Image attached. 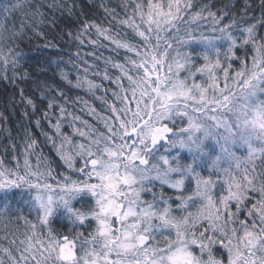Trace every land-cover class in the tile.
I'll return each mask as SVG.
<instances>
[{"label":"snow or ice","instance_id":"1","mask_svg":"<svg viewBox=\"0 0 264 264\" xmlns=\"http://www.w3.org/2000/svg\"><path fill=\"white\" fill-rule=\"evenodd\" d=\"M88 4L93 15L102 10L108 27L104 21L88 18L79 0L0 2V81L18 88L25 116L29 109L32 114L38 111V96L44 105L42 119L55 135L43 131L41 119L35 120L36 127L66 168L77 174L76 179L65 176L49 183V178L55 180L51 163L47 158L42 161L35 151L37 141L25 132L23 172L19 165L12 169L0 162V190L34 189L29 211L37 214V222L19 209L0 208L6 233L0 239L7 238L13 216L23 220L27 229L19 244L18 228L11 233L16 239H10L9 246L0 244V264H225L215 251L217 246L226 252V264H264V151L248 145L250 166L209 167L210 175L195 171L192 163L155 154L157 145L165 141L171 147L183 148L187 141L198 148L199 134L192 136L191 131L199 121L222 130L219 118L227 117L226 109L236 107L232 101L238 91L245 102L255 98L264 104L260 100L264 0H242L236 6L224 0L219 5L215 0H148L146 5L143 0H120L117 6L123 16L109 0H88ZM56 13L78 25L75 32H67L77 50L67 60L49 61L56 68L42 80L23 70L16 49L29 31L46 36L48 26L57 23ZM124 27L141 38L144 51L127 39ZM63 36L61 32L59 38ZM220 38L228 41V47L222 52L214 49L211 56L201 53L202 65L185 50L192 40L211 44ZM86 42L91 50L82 52ZM105 42L113 46L116 56L124 49L136 58L125 55L122 63L116 56H105L101 51L109 47ZM49 47L56 45H44ZM248 47L254 53L251 66L241 60L240 70L233 75L229 70L238 59L236 49L247 54ZM38 71L46 74L48 69ZM29 83L31 95L20 86ZM63 85L84 89L109 115L78 96L73 100ZM77 101L81 111L99 120L105 131L69 111V104ZM66 120L86 142L62 132ZM33 154L35 169L28 159ZM189 177L191 187L186 185ZM165 186L174 193H166ZM81 193L90 194L94 201L86 210L71 206ZM173 199L178 203L173 204ZM57 206L69 213L72 227L67 233L51 227Z\"/></svg>","mask_w":264,"mask_h":264},{"label":"trees","instance_id":"2","mask_svg":"<svg viewBox=\"0 0 264 264\" xmlns=\"http://www.w3.org/2000/svg\"><path fill=\"white\" fill-rule=\"evenodd\" d=\"M3 2V0H0ZM148 0H143V3L146 5ZM156 2V0H153ZM166 3V0H163ZM203 2V0H201ZM215 2L219 5L220 0H215ZM225 3H233L234 6L239 5L242 3V0H224ZM255 3H258L259 0H254ZM79 3L84 6V11L88 13V18L96 19L97 22L104 21V14L102 10L96 11L95 15L91 10V6L88 4V0H79ZM111 6L116 7L118 13L121 16L124 15L122 9L117 5L120 3V0H109ZM195 10V9H194ZM216 8H213L215 11ZM45 13L48 14L47 8L44 9ZM131 11V8L129 9ZM259 14L258 12L256 13ZM49 18H51V15ZM57 23L56 25H49L47 28V35L46 36H36L32 32H28L27 35L18 41L17 52L20 56V63L23 66V70H27L34 77L39 76L40 79H47L48 77L52 76L53 71L56 68L55 64H49L48 62L51 60H58L63 57L64 60L68 59L69 54H75L76 46L74 43H69V37L67 36V32L69 30L75 32L78 25L69 24L68 20L65 19L64 16H61L60 13H56ZM19 19L20 17L17 16L16 18V25L19 27ZM137 22L139 20L137 19ZM207 27L208 21L202 22ZM104 26L108 27L106 21H104ZM146 28V26H145ZM115 30V29H113ZM63 32V38H59L60 33ZM122 33L126 34L127 39L139 46L140 51H144L145 46L144 42L141 40L140 37L136 36L135 33L132 32L131 29L124 27L122 29ZM102 39V38H101ZM48 44H55L56 47H49L44 48V45ZM109 43V42H105ZM112 45L109 43V47L107 49H101L105 56H116V53L112 52ZM228 47V41L224 40L223 38L217 39L211 44L207 41H200V40H192L186 46L185 50L189 51L193 54V59L197 63V65H202L203 60L201 57V53H206L208 55L214 54V49H218L221 52L224 51ZM90 47L88 46L87 42L82 47V52L90 51ZM245 49H236V54L238 59L233 61V67L230 69V73L233 75L236 71L240 70L241 67V60L244 64L251 66L252 63V56L253 51L251 47L247 48V54ZM130 55L133 58L135 57V53H127L126 50L120 49L119 55L116 58L120 62H124V56ZM87 59L91 60L90 57ZM41 67L47 68L48 72L46 74H40L39 69ZM130 68V66H129ZM68 70L70 71L71 68L68 66ZM115 71V70H113ZM10 74V73H9ZM133 74L134 73H131ZM181 75H185L181 73ZM73 80L75 79V74H72L71 77ZM200 77L197 76V80ZM56 80L59 81V76L56 77ZM51 82V81H49ZM62 83V82H61ZM108 85V82H104ZM125 86H127V81H123ZM223 80L220 81V86L223 87ZM21 87H25L28 94H33V85L29 84H21ZM114 87V85H108ZM65 91L68 92V95L75 100L78 96L83 100H87L89 104L97 109L98 112H101L102 115H109V113L101 108L100 102L94 100L84 89H75L69 88L67 85H63ZM99 94V93H98ZM261 98H264V93L261 94ZM129 100H131V96L129 95ZM37 103H38V111L35 114L31 113L29 109V115L25 116L24 111L25 108L23 104L20 102L19 97V90L18 88L14 87L13 85L9 84L7 81H0V162H3V165L8 168L15 169L17 165L20 166L21 173L23 172V165H24V153L26 149L25 145V132L27 131L32 138L37 141L38 147L36 148V153L39 154L42 158H47L48 162L51 163V167L54 170L52 172V176L55 177L54 179L49 178L48 182L55 184L56 180H63L65 176H71L73 179L77 178V174L68 170L63 162L60 160V157L57 155L55 149L52 147L50 142L45 140V137L41 134L42 129L43 131H47L50 135H55L54 130L51 128L48 121L42 119V110L44 105L39 102L37 96ZM133 104V102H132ZM82 105L77 101L75 103H70L68 106L69 111H74L77 115H81L82 119L87 120L88 123L92 124L95 128L100 129L101 131H105L103 128V124L97 120L95 117L88 115L87 111H81ZM58 114V113H57ZM41 119L42 120V129L36 127L35 120ZM67 119H70L67 118ZM52 123H55V116L52 118ZM76 126L80 127V122L76 121ZM62 132L72 136L74 141L86 142L84 138L79 137L73 132V129L68 126L67 120L63 124ZM164 145H157L155 154L163 155V148ZM204 148L206 149L207 154H201L199 152H191L186 150L182 153L175 152L174 154H168L169 158H176L183 163H192L193 168L195 171L201 172L203 175H210L212 174L209 170L210 165V158L215 156L219 149L218 146L211 142L204 143ZM235 151L239 152L240 154H244V151L237 147L234 149ZM175 151V150H174ZM30 164L32 165L33 169H35L37 164V157L35 154L29 155L28 157ZM79 166V163L78 165ZM176 175V174H174ZM186 185L191 187L192 180L189 177L186 180ZM165 192L169 194H173L174 190L169 189L165 186ZM35 195L34 189L27 188V187H18L13 186L11 188H6L0 190V208H8V209H19L20 212L27 216V218L34 223L36 221V213L30 212L31 201L33 200ZM93 199L89 196L82 195L76 197L72 200L71 206L73 208H81L87 209L92 203ZM173 204L178 203L173 199ZM251 206V205H249ZM16 212L13 211L12 215H15ZM243 218V216L241 217ZM50 224L51 227L56 229L61 233H67L68 229L72 227L71 221L69 219V213L65 207H58L54 211L53 215L50 217ZM12 226L8 229V235L6 239H0V244L4 246H9L8 241L10 239H16L11 233L14 231L15 228L19 229V239H16V243L19 244L21 239H24L23 233L27 230L25 223L23 220H16L15 216L12 217ZM6 235L5 230L3 228V224H0V237H4ZM216 252L221 254V258L224 259L226 264L227 254L226 252L220 248L219 246L215 249Z\"/></svg>","mask_w":264,"mask_h":264},{"label":"clouds","instance_id":"3","mask_svg":"<svg viewBox=\"0 0 264 264\" xmlns=\"http://www.w3.org/2000/svg\"><path fill=\"white\" fill-rule=\"evenodd\" d=\"M260 100L264 98L260 97ZM234 108L226 109L227 117L221 119V129L217 131L214 124L207 121H199L197 129L191 131L192 136L199 134V147L195 143L185 142L182 149L186 148L191 152L207 154L204 148L206 140L211 138L218 146V153L210 158L209 167H228L233 168L244 165L250 166L249 154L251 145L257 148V151H264V104L259 100L252 98L245 102L244 94L237 92L233 97ZM233 123L235 126H233ZM207 132L208 135H204ZM176 147L180 148L177 144ZM244 148V154L235 151V148Z\"/></svg>","mask_w":264,"mask_h":264},{"label":"rangeland","instance_id":"4","mask_svg":"<svg viewBox=\"0 0 264 264\" xmlns=\"http://www.w3.org/2000/svg\"><path fill=\"white\" fill-rule=\"evenodd\" d=\"M130 106L131 107H135V104H134V101H133V104L131 103L130 104ZM206 142H211V143H214V144H216L215 142H213L212 140H211V138H209L208 140H206L205 141V143ZM244 152L246 151V149H244V148H241ZM175 150V151H174ZM186 150H188V149H186V148H184V149H182V148H179V147H171L170 145H168L167 143H165V145H164V148H163V155H165V156H167L168 154H174L175 152L178 154V152H180V153H182V152H184V151H186ZM92 182H96V180H95V178H93V181ZM18 187H27V188H29L28 186H18ZM35 191V190H34ZM82 195H86V196H89V197H91V195L90 194H86V193H81V194H79V195H77L76 197H79V196H82ZM75 197V198H76ZM92 198V197H91ZM93 199V198H92ZM58 207H63V206H57L56 208H58ZM56 208L54 209V211L56 210ZM54 213V212H53Z\"/></svg>","mask_w":264,"mask_h":264},{"label":"water","instance_id":"5","mask_svg":"<svg viewBox=\"0 0 264 264\" xmlns=\"http://www.w3.org/2000/svg\"><path fill=\"white\" fill-rule=\"evenodd\" d=\"M165 142H166V141H165ZM165 142H160L159 144L162 145V144H164Z\"/></svg>","mask_w":264,"mask_h":264}]
</instances>
